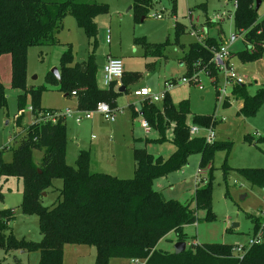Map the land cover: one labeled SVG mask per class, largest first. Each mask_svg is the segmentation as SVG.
I'll use <instances>...</instances> for the list:
<instances>
[{
  "label": "rangeland",
  "instance_id": "rangeland-1",
  "mask_svg": "<svg viewBox=\"0 0 264 264\" xmlns=\"http://www.w3.org/2000/svg\"><path fill=\"white\" fill-rule=\"evenodd\" d=\"M105 6V10L95 17L96 35L88 38L80 29L74 18L67 15L62 21V28L57 34L58 46L29 47L26 50L25 72L22 87L11 86V57L0 55V83L4 89L6 106L0 110V159L10 162L12 154L4 150L13 147L15 137L14 121L20 117L22 128L29 126L34 118L32 94L39 92L37 107L63 113L66 109L76 111V97L59 90V87L47 85L45 76L51 69L58 73L59 59L67 48L73 56V64L84 66L93 63V78L100 90H107L101 85V74L107 57H116L122 62L125 72L123 94L115 97L113 120L106 119L97 112H91L89 121L76 124L66 117L65 130V163L75 167L78 152L95 150L101 139L113 144L112 152L114 174L123 179L133 177V149L172 150L171 128L164 132L163 140L154 145L144 144L145 133L140 127L139 117H132V106H139L133 92L139 86H147L153 95L161 96L165 92L170 103L177 106L186 101L189 111L187 125L200 130V137L208 134L206 128L194 125L193 117L213 120L209 129L211 140L215 143H227V149L213 154L211 165L203 169L201 183L210 179V211L196 209L194 194L195 176L198 169L199 155H191L186 165L178 172L158 179L154 185L166 201H175L188 205L194 211L198 222L184 226L181 237L187 247H200L208 244L228 246H244L253 233V219L264 221V185L252 186L237 170L258 169L264 171V103L253 116L247 117L239 113L240 102L231 95L232 87L226 83L224 71H216L213 77L200 72L197 83L180 84L181 79L189 76L185 66L180 62L190 44L198 38H209L216 44L223 43L236 35L234 43L227 47L228 58L226 69L243 77L248 93L264 85V52L252 60L241 57L245 50L243 35H237L233 26V0H156L146 17L135 15L134 0H95ZM259 2L256 10L258 21L264 19V0ZM159 15L160 18L155 16ZM181 30L176 32L177 28ZM192 33L194 35H192ZM143 42L152 45H164L162 57L153 58L145 53ZM167 44V45H166ZM85 64V65H84ZM214 67V66H213ZM189 76V77H188ZM172 83L168 87V84ZM164 102L155 104L162 110ZM20 105V110H19ZM132 105V106H131ZM131 106V107H130ZM36 108V105L34 107ZM112 125L113 131L109 134ZM153 131L151 132V135ZM93 136V137H92ZM107 139V140H106ZM109 139V140H108ZM133 139L136 141L132 147ZM149 148V149H148ZM42 153L33 152L37 163ZM95 156V153L93 154ZM93 170V169H92ZM108 170V169H107ZM94 171V170H93ZM199 186V187H201ZM54 188L61 187L60 180L53 181ZM23 183L13 177H0V211L5 208L14 209V219L9 223L8 233L15 240L38 243L41 235L35 216H26L19 211L22 202ZM242 197H244L242 199ZM56 193L42 199V205H50ZM236 225L235 228H231ZM178 236L171 232L161 239L156 248L160 252L171 254ZM88 246L65 245L63 248L64 264H83L87 260ZM91 252V253H92ZM39 255L36 250L23 251L16 248L6 249L0 245V264H38ZM83 260V262H81ZM95 260V258H94ZM137 264H142L138 261ZM94 264V263H92Z\"/></svg>",
  "mask_w": 264,
  "mask_h": 264
},
{
  "label": "trees",
  "instance_id": "trees-1",
  "mask_svg": "<svg viewBox=\"0 0 264 264\" xmlns=\"http://www.w3.org/2000/svg\"><path fill=\"white\" fill-rule=\"evenodd\" d=\"M153 1L134 0L135 15L144 19L154 6ZM233 1L236 2L232 15L234 32H243L245 45L241 57L252 60L264 52V19L258 21L256 18L257 0ZM104 10L105 6L95 0H0V55L9 54L11 57L12 88L22 87L29 47L58 46L57 34L67 15L74 18L88 38L95 37V17ZM180 30L177 28L176 32ZM219 45L209 38L189 45L180 62L190 77L200 72L210 77L216 75L212 51ZM143 46L149 57L164 56V45L143 42ZM84 68L85 71L73 64L68 47L59 59V80L48 72L45 83L59 87L67 95L74 93L79 110H94L99 103L112 109L117 96L111 89L112 84L107 90L98 89L93 78V63ZM230 86L231 95L240 102L239 113L247 117L255 115L264 103V85L252 95L244 84ZM32 97L34 120L23 129L20 117L15 119L14 146L4 148L11 152L12 158L8 163L0 159V177L22 181L19 211L37 218L41 240L38 243L15 240L8 233L14 209L7 208L0 211L1 246L27 252L36 250L38 264H63L65 245L92 247L95 250L94 264H109L111 259L141 261L143 264H264V241L251 247L241 259L233 254L234 246L228 245L194 246L178 255L163 253L156 248L158 242L171 232L178 236L177 242H184L182 228L199 220L188 205L164 200L154 183L180 171L191 155H199L198 168L206 169L211 165L213 154L228 146L227 143L207 144L203 137L189 136L186 101L174 106L165 94L162 110L155 104L144 103L140 112L148 126L158 133L159 138L155 141L163 140L164 132L171 128L170 142L174 149L166 158L155 157L144 149H133V177L120 179L93 171L88 151H79L75 167L66 165L65 120L58 117L55 122L37 121L46 112H59L37 107L38 91L33 92ZM35 105L37 109H34ZM5 106L6 97L0 83V110ZM192 123L211 128L214 122L193 117ZM34 151L42 153L37 163L33 158ZM237 172L252 186L264 185L262 170L240 169ZM210 179L211 173L208 183L198 184L194 194L196 209H204L207 213L211 208ZM54 180L61 181L60 188L53 187ZM49 192H55L56 198L50 205L43 206L42 199ZM252 222L255 232L262 220L253 219Z\"/></svg>",
  "mask_w": 264,
  "mask_h": 264
},
{
  "label": "built area",
  "instance_id": "built-area-1",
  "mask_svg": "<svg viewBox=\"0 0 264 264\" xmlns=\"http://www.w3.org/2000/svg\"><path fill=\"white\" fill-rule=\"evenodd\" d=\"M236 8V2L234 1L233 9ZM156 18H160L159 15L155 16ZM239 34L243 35V32H240ZM237 34V35H239ZM192 35H194L192 33ZM195 36L197 37L196 42H202L205 38H198V34L196 33ZM237 37L236 35H231L224 43L223 45H219V47L212 51V63L215 68L218 69V71H224L225 73V79L226 83L229 86L231 84H238L243 85L245 83V80L243 77H240L234 73H232L230 70L226 69V62L228 58V51L227 47L234 43L236 41ZM199 74V73H198ZM198 74H194L195 77L189 79L186 81V79H181L179 82L180 84H186L187 82H193L197 83L196 77ZM123 76V66L122 62L119 59L108 57L105 61V64L103 66L102 70V77H101V84L104 88H108L113 82L120 80ZM172 83L168 84V87L171 86ZM74 95V93H73ZM165 95V94H164ZM164 95L157 96L150 93V91L147 88L139 89L138 91L134 92V96L143 99L144 101H147V103L150 104H156L161 101V98H164ZM92 112H97L101 115H103L108 120H113V112L105 103H99L95 107ZM75 115V121L79 123L81 119H89L90 118V112H80L78 110L71 111V110H65L63 113H51L46 112L42 115L41 118L37 121H51L55 122L58 117H71ZM142 128L145 131L149 130L148 124L143 121L141 124ZM210 128H206L208 130L207 135H203L205 142L207 144L212 143L211 140V133L209 131ZM188 133L190 137H200V130L196 128L195 126H189ZM203 175V169H197L196 176H195V184L198 185L201 183V178ZM264 241V221L261 222L259 225V228L252 233V235L248 238L247 243L244 246L236 245L233 247V254L236 258L241 259L243 255L253 246L259 245Z\"/></svg>",
  "mask_w": 264,
  "mask_h": 264
},
{
  "label": "crops",
  "instance_id": "crops-1",
  "mask_svg": "<svg viewBox=\"0 0 264 264\" xmlns=\"http://www.w3.org/2000/svg\"><path fill=\"white\" fill-rule=\"evenodd\" d=\"M108 58V57H107ZM106 58V59H107ZM111 58H116V57H111ZM116 59H118V58H116ZM105 64V63H104ZM182 64V63H181ZM124 71H123V75H124ZM101 77H102V74H101ZM123 78V77H122ZM122 78L120 79V80H122ZM119 80V81H120ZM101 82V81H100ZM124 81L121 83H119V82H117V81H115V82H113L112 83V87H111V89H112V91L114 92V93H116L117 95L118 94H123V93H125V89H124ZM102 85V84H101ZM109 88V87H108ZM108 88H106V89H108ZM143 88H147L148 89V87L147 86H144V85H142V86H139L138 88H136L135 90H134V92L135 91H138L139 89H143ZM149 90V89H148ZM150 91V90H149ZM134 92H133V94H134ZM151 93V92H150ZM167 92H165L164 94H166ZM250 94V93H249ZM252 95V94H251ZM66 96H68L67 94H65V97ZM137 99V101H139L140 102V100H141V98H138V97H136ZM115 101H114V103H113V106H112V112H113V116H115V112H119V110L117 109V106L115 105ZM144 103H147V101H144V100H142L141 102H140V104H139V106L137 107V106H135V105H131L132 106V117H139V119H140V127L142 128V126H141V124H142V122L143 121H145L143 118H142V115H141V109H142V106L144 105ZM130 106V107H131ZM75 109L76 110H78V111H80V112H92V110L91 111H82V110H79L78 109V107H77V99H76V106H75ZM66 110H68V109H66ZM70 110V109H69ZM68 118H70V117H68ZM71 118L73 119V121L76 123V124H78L76 121H75V118H76V116L75 115H73V116H71ZM65 119V118H64ZM91 119V116H90V118L89 119H81V121H83V120H85V121H89ZM80 121V122H81ZM79 122V123H80ZM146 122V121H145ZM147 123V122H146ZM107 128H109V131H108V133L107 134H109V133H111L112 131H113V128H112V125H110V127H107ZM143 129V128H142ZM144 130V129H143ZM153 131V134L151 135V132ZM144 133H145V138H144V144H149V145H153V146H157L156 144L154 145V142H155V140H157L158 138H159V136H158V133L156 132V131H154L153 129H151L150 128V126H149V130L148 131H145L144 130ZM93 137V136H92ZM107 140V139H106ZM109 140V139H108ZM135 139H133V142H132V147H134L135 146V144H136V141H134ZM112 148H113V144H109L108 143V141H105L104 139H101L100 141H99V144H98V146L96 147V149H97V151H100V154H97V152H94L95 150H91L90 149V151H89V155H90V162H91V169H93L94 171H97V172H99V173H104V174H108V175H111V176H115V177H117V178H120V177H118V176H116L115 174H114V165H113V160L110 158V156H112L111 155V153L108 151L109 149H110V151L112 152ZM135 148V147H134ZM149 149V148H148ZM174 149V148H173ZM163 150L164 149H161V150H159V149H152V150H150L149 149V152H148V150H146L149 154H151V155H153V156H155V157H157V156H159V157H162V158H166V157H168L173 151L172 150H167L166 151V153L167 154H165V156H164V153L165 152H163ZM82 151V150H81ZM79 153V152H78ZM95 153V156H93V154ZM132 157V156H131ZM132 167H133V173H134V162H133V158H132ZM108 169V170H107ZM168 176H170V175H168ZM120 179H123V178H120ZM156 183H154V185H155ZM155 188V187H154ZM156 190H157V188H155ZM158 191V190H157ZM82 246V245H81ZM89 247V246H88ZM91 250H93V252L92 251H89V253H88V258H87V260L85 261V262H83V260H81V262H83V264H92V263H94V258H95V250L92 248V247H89ZM186 248L187 249H191L192 247H187V245H186ZM185 248V249H186ZM92 252V253H91ZM174 252V251H173ZM80 263V262H79ZM78 263V264H79ZM137 263H139L138 261H132V260H128V259H111L110 261H109V264H137ZM63 264H64V261H63ZM143 264V263H142Z\"/></svg>",
  "mask_w": 264,
  "mask_h": 264
},
{
  "label": "water",
  "instance_id": "water-1",
  "mask_svg": "<svg viewBox=\"0 0 264 264\" xmlns=\"http://www.w3.org/2000/svg\"><path fill=\"white\" fill-rule=\"evenodd\" d=\"M258 5H259V2L257 1L256 5H255V11L257 10ZM83 71H85V69H83ZM50 73L54 76L55 79L59 80V74H58V71H57L56 68L51 69ZM44 196H45V194H43V197ZM243 198L244 197H242V199ZM5 209H7V208H5ZM235 227H236V225H232L231 228L233 229ZM185 248H186V244L184 242L175 243V245H174V254L178 255V254L182 253L183 251H185Z\"/></svg>",
  "mask_w": 264,
  "mask_h": 264
}]
</instances>
